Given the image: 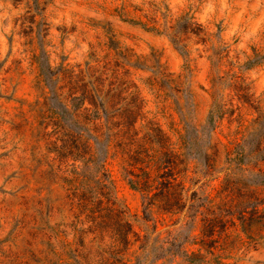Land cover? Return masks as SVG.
Segmentation results:
<instances>
[{
    "label": "rangeland",
    "instance_id": "rangeland-1",
    "mask_svg": "<svg viewBox=\"0 0 264 264\" xmlns=\"http://www.w3.org/2000/svg\"><path fill=\"white\" fill-rule=\"evenodd\" d=\"M151 160L170 210L128 182ZM112 182L130 210L108 226ZM142 245L139 264H264V0H0V264Z\"/></svg>",
    "mask_w": 264,
    "mask_h": 264
},
{
    "label": "trees",
    "instance_id": "trees-1",
    "mask_svg": "<svg viewBox=\"0 0 264 264\" xmlns=\"http://www.w3.org/2000/svg\"><path fill=\"white\" fill-rule=\"evenodd\" d=\"M210 118H213V114L210 112L209 114ZM185 137V134H184ZM184 148V147H183ZM185 150L183 149V153ZM104 161L102 162V164ZM153 165V161H148L147 165L142 167V172L135 171V166L133 169L127 171V178L128 182L130 185L137 189L138 191L141 192L142 197L144 201L146 202V206L144 207V213L147 211H150L152 206H154L155 202L160 200L163 201L165 204L169 205V209L172 207L170 205L171 200H172V185H173V180L175 179L174 175H171L170 173L167 172L168 169H170L169 166H165L159 171V174H152L150 172V168ZM161 179V180H159ZM115 189V184L112 182L111 187H110V193L108 194V211L104 215L98 214L96 215V219H99L98 223L104 222L103 217L108 216V226L115 225L118 221L120 220V215H128L129 214V207L126 203H123L125 209L123 211L119 210L117 205L119 202V199L114 191ZM182 196L178 197V201H182ZM184 204V202L182 203ZM101 201H97V207L98 209L96 210L99 212L101 209L99 207L101 206ZM102 218V219H101ZM123 227H125V233L123 234L125 242L127 247H130L131 245V234L134 231L132 222L130 218H126L123 223ZM141 251H139L135 255V260L134 264H139L141 261L142 257V252H144V246H140Z\"/></svg>",
    "mask_w": 264,
    "mask_h": 264
}]
</instances>
